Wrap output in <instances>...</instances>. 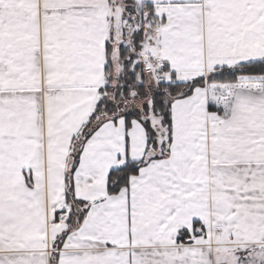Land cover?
Here are the masks:
<instances>
[{
	"label": "snow or ice",
	"instance_id": "1",
	"mask_svg": "<svg viewBox=\"0 0 264 264\" xmlns=\"http://www.w3.org/2000/svg\"><path fill=\"white\" fill-rule=\"evenodd\" d=\"M0 264H264V0H0Z\"/></svg>",
	"mask_w": 264,
	"mask_h": 264
}]
</instances>
